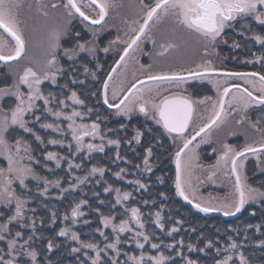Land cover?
Segmentation results:
<instances>
[{"label":"snow or ice","instance_id":"6c2138e0","mask_svg":"<svg viewBox=\"0 0 264 264\" xmlns=\"http://www.w3.org/2000/svg\"><path fill=\"white\" fill-rule=\"evenodd\" d=\"M40 0H37V4ZM115 0H58L57 3L51 5H43L52 9L62 8L65 22L48 30L45 38L44 56L37 67L25 66L22 71L14 76L11 85L0 87V156L7 161V167H0V205L12 212L7 216V219L0 223V242L6 244V251L0 248V264H39L37 257L39 255L35 248L31 247V242L36 235L35 224L25 223V209L30 197L24 198L18 194L17 184L22 193L28 189L26 180L31 177L33 180H43L44 188L38 189L41 195L48 192V188L54 185L60 188V180H48L47 177L40 176L33 164L40 165L41 159L34 155L36 149L33 148V142H38L41 147L48 145H60L63 147L67 144L69 156L76 157L77 153L83 151L84 156H90L94 151H105V136L101 134V127L97 120L89 123H78L77 118L83 119L93 111L88 108L87 112L78 110L76 106H84L85 100L80 98L76 90H69V95L64 96L63 89L68 88V83L59 84L58 77H68L72 84H85V80L78 79L80 75L85 77L91 76L96 79V71L89 68L86 60L80 61L83 68V73L75 66L77 58L82 52L88 53L89 56H95L98 45L95 39L83 41L79 32L72 33L69 25L74 18H79L80 22L89 29L93 37L98 36L104 30L106 18L109 15V9L115 7ZM22 7L20 0H0V30L7 36L0 34V62L5 65L10 62L24 59L27 53L28 41L21 29V21L19 19V8ZM139 13L136 19H124L123 23L127 27L126 35L128 38L122 40L120 36L108 42V46L100 49L103 52H108L110 48L116 44L124 45L119 53V59L115 61L111 71L102 81V88L99 92H92V96L100 95L103 99V104L109 109H115L116 115L129 117L134 113L143 114L147 119L154 121L156 125H160L164 133L168 136L180 138L182 146L175 152L176 178L175 191L176 195L182 197L185 201L192 203V206L200 212L212 213L219 212L224 216H235L245 208V205L264 202V184L260 187L253 186L249 183L246 174L245 162L249 157H255L257 167L264 172V160L261 159L264 155V130L258 127L261 119L258 117L256 122H252L248 117V112L256 107L264 108V74L260 72H223L213 66L211 60H204L202 63H196L194 67L175 68L168 72L153 73L151 66L140 65L143 79L135 78L134 82L128 87H124V79L121 78L119 85L112 86L111 99L109 98V88L113 84L114 76L120 72L123 77L122 69L127 68V61L132 57L136 50L140 47L144 39H152L151 30L154 26H158L164 21H171L174 26V31L181 34V37H195L198 45L204 49V54L209 55V50L215 52L216 46L219 44H228V40L232 39L231 48H240L241 44L236 39L226 36V30H232L234 34H239L245 38L254 39L257 44L264 47V34H260L252 28L255 23L258 26L264 27V0H139ZM142 14V15H141ZM47 17L48 13L44 12ZM239 24V28L237 25ZM99 26V27H93ZM251 33L249 37L247 34ZM10 37V39H8ZM62 38L75 40V43L70 47H65L62 44ZM154 42V40H153ZM180 44L176 42H168L161 44V51L157 55H164L169 50L180 48ZM61 56L67 57L70 61L65 68L61 64ZM254 59L257 62H264V53L256 56L253 53ZM252 63V60L246 61ZM35 63V62H30ZM137 63H139L137 61ZM97 69L99 64L95 66ZM220 74L225 78L237 77L244 81L249 87H242L239 84L227 83V81L211 80L209 74ZM210 79L213 87L216 89L215 98L212 96H204L202 98L193 99L191 95H185L183 92H168L164 85L168 84L171 87H182L186 80H203ZM44 81L50 82V85L60 89L59 92L51 90L45 91L42 89ZM99 82V81H97ZM15 98L14 106L7 109L3 106V100L6 96ZM42 101V106L38 104ZM66 101H71L72 105H68ZM204 105L207 120L201 116V123L197 128H193V134L187 135V130L193 123L194 116L197 115V106ZM72 107L71 112L65 111L66 108ZM210 106V107H209ZM233 115H238L239 119L236 124L247 122L252 129L261 133L258 140L248 141L245 136V142L242 145L222 142L219 154L216 156V163L210 167L214 171L209 173V179L222 172L232 185V191L223 198H210L204 200L202 197L195 196V190L192 189L190 179L185 177L191 176V169L196 167L193 163L194 159H198L195 155V149L200 143H207L211 138V133L214 129H220ZM54 117L57 121L63 117L66 120L67 127H63L60 123L48 122V117ZM43 121V122H42ZM51 130L53 133L60 134L61 138L56 139L51 136L45 140L39 134L36 128ZM127 125L120 124V129H125ZM105 132H111L113 129H105ZM133 139L137 144L142 143V136L146 133L151 135L153 129L144 126L143 129L135 128ZM15 133V139L10 140L9 134ZM71 139L68 140L67 136ZM228 135H234L229 132ZM30 136L33 139H27ZM85 137L99 138L101 143L87 142ZM200 138L197 143V138ZM159 135H152L148 146L144 148L143 154V169L142 171L151 172L153 165L150 163V158L153 156V145L159 140ZM121 141L119 139H108V145H116L119 148ZM130 143V142H129ZM73 146L75 151H72ZM216 152V149H213ZM187 157V159H185ZM43 167L48 168V162L53 161L57 168L61 167L62 161H67L68 169H79L81 163H74L68 156H63L54 151L43 152ZM116 159H122L119 152L116 154ZM28 163H25V161ZM137 168L140 165L136 166ZM51 171V169H49ZM125 169H121L114 173L117 178H123ZM104 167L93 166L88 175L100 173L103 176ZM163 182L162 177H157ZM86 177H78L76 184H69V188H75L77 185L84 183ZM139 189L146 188L147 185L139 179L130 181ZM112 185H108L103 190L109 192ZM68 189L60 188V194L63 195ZM116 205H122L128 201L132 195L131 192L121 191L120 188L115 189ZM94 195H98L95 194ZM164 197V193H160ZM199 201V202H196ZM88 201L80 200L71 207V218L73 223H76L77 217H82L84 213L81 211V206L87 204ZM101 204L105 201L101 200ZM145 204L149 201H144ZM14 206V207H13ZM46 207V206H45ZM163 207V205H161ZM35 211V209H32ZM99 212V209H96ZM126 213H130V218L121 219L119 224H116L112 216L101 214V223L107 227H112L114 239L109 242V237L105 235L102 228H97L95 231L103 237L104 246L100 247V242H85L80 239V235L71 231L69 228H61L58 235L68 237L72 241L77 242L79 247H73L71 252L80 253L84 251V256L88 258L90 264H165V261H172L171 256L160 252V244L151 243V248L158 250L157 255H149L141 251L140 254L133 255L124 253L126 260H119L121 249L118 245L122 243L120 233L132 232L131 241H134L136 247L143 249L145 242H151L149 234L145 232V222L142 221V213L138 207L125 208ZM254 215V212L252 213ZM4 213L0 212V216ZM150 215H152L150 213ZM155 223L161 230L164 229V224L161 221V212L154 213ZM56 212H52V223L56 221ZM63 219H68L67 216ZM29 220L34 218L29 217ZM17 222L21 229L30 228L31 234L27 239H23V231H15L11 234L10 224ZM88 224V221H84ZM135 224L136 229L132 227ZM183 221H177V224H182ZM255 227L257 232L261 231V225H247V228ZM177 231L173 226L167 231V235L171 236ZM195 231V229H193ZM69 232H71L69 237ZM10 237V238H9ZM23 239V243L20 240ZM199 239V237H198ZM247 239V237H245ZM229 243L222 248H216V255L222 256L220 259H215V264H252L249 257L242 251V242L237 243L231 236L228 237ZM130 241L124 240L123 243ZM163 243V242H161ZM258 246L264 247V240H259ZM176 244L183 245L184 241L173 240L172 243L164 245V247L173 249ZM214 242L211 239L206 241L204 248H196L192 243H188L187 247L190 251L205 252L206 248L214 247ZM54 247L52 240H48L47 251L51 252ZM87 249H91L95 255L89 256ZM108 250H111L115 255H108ZM101 253L104 254L102 257ZM176 255H182L176 249ZM7 257V258H5ZM105 257H107L105 259ZM78 259V264H86V261ZM183 264H198V261L190 259L186 255H182ZM48 264H51L48 261Z\"/></svg>","mask_w":264,"mask_h":264},{"label":"trees","instance_id":"16d2710c","mask_svg":"<svg viewBox=\"0 0 264 264\" xmlns=\"http://www.w3.org/2000/svg\"><path fill=\"white\" fill-rule=\"evenodd\" d=\"M252 28L255 29L260 34H264V27L258 26L255 23L252 24ZM249 37L251 33L247 34ZM238 42H240L241 47L236 52L237 60L242 59V57H248L257 50L258 53H264V47L257 44L254 39L245 38L236 35ZM246 67V66H244ZM251 68H259L264 70V66L258 64L254 61ZM80 78V77H78ZM70 78H65L60 81L59 84L63 85L68 83V88L63 89L64 96L69 95L68 89L70 86ZM8 86V83L2 79L0 81V87ZM59 92L60 89L56 86H45V93L47 91ZM78 95L81 99L85 100L87 107L82 106L81 108L93 109V114H91V119H86L85 121L97 120L100 117L98 123H100L102 129H113L109 134V139H119L121 141L119 148L116 145H108L107 138L103 141L105 143V151L98 152L94 151L90 156H84L83 151L77 153L76 157L69 156V149L67 144L63 147L60 145H48L41 147L38 142H33V148L36 149L34 155L41 159V164H33V167L39 173L40 176L47 177L48 180H60V188L68 189L63 195L60 194V188L54 185L49 186L48 192L45 195H41L38 189L44 188L43 180H33L29 177L26 180L28 184V189L24 190L22 193L17 184L14 187L17 188L18 194L22 197L28 199V203L25 209V223H33L36 228V235L31 242V247L35 248L39 255L37 260L39 264H78V259L81 261H86V264H90L88 258L84 256V251L80 253H73L71 249L73 247H79L77 242L72 241L68 237H61L58 232L61 228H69L71 231H75L80 235V239L85 242H100V247L104 246L103 237L100 233L95 231L97 228H102L105 235L109 237V242H111L115 237L112 232V227H105L101 223V214L112 216L116 224H119L121 219L130 218L125 212V208H131L133 206L138 207L142 214V221L145 222V232L150 235L151 242H145L142 238L141 242L145 244L143 249L136 247L134 241H131L133 235L132 232L120 233V238L122 243L118 245L121 249V254L118 257L119 260H126L127 257L124 253H129L133 255H139L141 251L148 253L149 255H157L158 250L151 248V243L160 244V252H163L167 256L173 258L172 261H165V264H183L182 255L188 256L190 259L198 261V264H215V259H220L222 256L216 255V248H222L229 243L228 237L231 236L237 243L242 242V251L251 260L252 264H264V247L258 246L259 240H264V202L253 203L246 205L242 213L231 219H223L220 216H203L202 214L196 213L189 206L184 205L175 195L173 190L174 183V171L173 168L168 164L170 163L169 157V145H167V140L163 137V134L159 129H155L153 125H148V127L153 129L151 135L145 134L141 140L142 144L150 142L152 135H159V140L154 143L153 156L150 158V163L153 165L151 172L142 171L143 165V146L137 144L133 139L135 134V128L143 129L145 124H139L137 121H131L130 123L116 122L117 119L112 118L110 113L101 105L100 95L92 96V92L86 89V87H76ZM5 98L3 100L4 108H9L6 104ZM38 104L42 106L43 102L38 101ZM68 105H72L69 101H66ZM77 107V106H76ZM67 112H71V107L65 109ZM78 121V118H77ZM43 122V121H42ZM48 122L60 123L63 127H67V121L61 117L58 121L49 116ZM109 124V126H105ZM125 124L127 127L125 129H120L119 125ZM39 134L47 140L50 136L52 138L60 139L61 136L57 133H53L51 130L39 129V125H36ZM104 135V132H101ZM27 139L32 140L30 136H26ZM9 139H15V133L9 134ZM70 140V135L67 136ZM93 142L99 144L101 143L99 138H85V143ZM130 142V143H129ZM54 151L63 156H68L72 159L74 163H81L82 167L79 169L73 168L68 169L67 161L61 162V167L57 168L55 162L49 161L48 168L43 167V152ZM72 151H75L73 146ZM119 152L122 159H116V154ZM25 163H28L26 160ZM140 165L139 168L136 166ZM104 167L105 172L103 176L100 173H95L88 175L90 169L93 167ZM51 169V171L49 170ZM125 169L123 173V178H117L114 173ZM78 177H86L84 183L77 185L75 188H69V184H76V179ZM157 177H162L163 182L158 180ZM139 179L142 183L147 185L146 188L139 189L137 191L136 185L129 183L130 181H135ZM112 185L109 192H104V188L108 185ZM254 186L260 187L262 184L254 183ZM120 188L121 191L131 192L132 195L129 197L128 201L123 202L122 205H116L115 208L112 207L115 204V189ZM98 194V195H94ZM160 193H164L165 196H160ZM135 198H139L140 201H135ZM80 200L88 201L87 204L81 206V211L84 213L82 217L76 218V224L70 227L73 223L71 218V207ZM104 200L105 203L101 204L100 201ZM144 201H149L145 204ZM163 205V207H161ZM46 206V207H45ZM14 207V206H13ZM99 209V212L96 209ZM35 209V211H32ZM153 210L161 212V221L164 224V229L161 230L156 226L155 216ZM56 212V221L52 223V212ZM0 212L4 215L0 216V223L7 219L8 215L12 212L6 209L4 206H0ZM254 212V215L252 214ZM150 213L152 215H150ZM67 216L68 219H63ZM151 216V217H150ZM29 217L34 218L29 220ZM183 221L182 224H177V221ZM84 221H88L85 224ZM261 225V231L257 232L255 227L247 228V225ZM175 226L177 231L171 236L167 235V231ZM132 227L135 230L136 226L132 223ZM195 229V231H193ZM11 234L14 235L15 231H23V236L30 235L31 229L24 228L21 229L19 223L12 222L10 224ZM71 232H69L70 237ZM199 237V239H198ZM247 237V239H245ZM10 238V237H9ZM51 239L54 247L51 252L47 251L48 240ZM184 241L183 245L176 244L173 249L164 247L169 243L175 241ZM208 239L213 240L214 247L206 248L204 253L199 251H190L187 247L188 243H192L196 248H204L206 241ZM124 240L130 241L129 243H123ZM163 242V243H161ZM0 248H4L6 251V244L0 242ZM176 249H178L182 255H176ZM89 256H94L95 253L91 249H87ZM102 257L104 256L101 253ZM108 255H115L111 250H108ZM7 258V257H5ZM107 257H105L106 259ZM151 264V262H149Z\"/></svg>","mask_w":264,"mask_h":264},{"label":"flooded vegetation","instance_id":"af4514ba","mask_svg":"<svg viewBox=\"0 0 264 264\" xmlns=\"http://www.w3.org/2000/svg\"><path fill=\"white\" fill-rule=\"evenodd\" d=\"M58 0H40V3L37 4V0H20L22 7L19 8V19L21 21L20 27L25 30V35L27 38V27L34 26L35 28V51H37L40 56V62L44 56L45 49V38L47 32L50 28L55 27L57 25H61L65 22V17L63 15V9L57 8L52 9L50 7H43V5H51L52 3H57ZM139 0H115V7L109 9V15L106 18V23L104 24V30L96 37L92 36V33L89 31L87 27L84 26L83 23L80 22L79 18H74L69 27L74 34L75 32H79L81 35L82 42L90 41L95 39L98 48L96 50L95 56H89L88 53L82 52L79 54L77 58V64L75 65L81 73H83V68L81 66L80 61L86 60L88 62L89 68H92L96 71V79L94 80L90 75L85 77L84 75H80L78 79L85 80L84 85L72 84L70 81L69 88L71 90H76V87H86L87 90L92 91L95 89L98 92L102 88V81L107 76V73L111 71L112 66L115 64V61L119 59V53L122 51L124 45L116 44L110 48L108 52H103L100 49L107 47L108 42L110 40L115 39L117 36H120L122 40H126L128 36L127 27L123 23L124 19H136L139 13L138 8ZM44 12L48 13V16H44ZM142 15V14H141ZM29 25V26H28ZM99 27V26H93ZM239 28V24L237 25ZM37 31V32H36ZM0 34L7 36L0 30ZM237 34H234L232 30H226V36H230L234 39H237ZM152 39H144L140 45V47L136 50L132 57H129L127 61V68L122 69L124 72L123 77H121L120 72H118L114 76L113 84L110 85L112 90L113 85H119L121 78L124 79V87L130 86L132 82H134L135 78L143 79L144 74L140 68V65L151 66V71L153 73L157 72H168L175 68H189L194 67L196 63H202L204 60H211L214 67L220 70V73L223 72H260L264 74V70L259 68H251L254 61L253 53L256 56L261 55L262 53H258L257 50L252 52V54L248 57H242V59L237 60L236 52L239 48H231L230 45L232 43V39L228 40V44H219L216 46L215 52L209 50V55L204 54V49L202 46L198 45L195 37H181V34L174 31V26L171 21H164L158 26H154L151 30ZM9 39V38H8ZM154 40V42H153ZM168 42H176L180 44V48L176 50H169L164 55H157L158 52L161 51L160 45L166 44ZM75 43V40H70L67 38H62V44L65 47H70ZM34 51V47L32 51ZM28 47L27 53L24 59L19 62L2 65L0 63V81L4 78V80L11 85L14 79V76L22 71L25 66H32L26 62V58H28ZM252 60V63H247L246 61ZM137 61L139 63H137ZM71 63L67 60V57L61 56V64L67 68V65ZM99 64L100 67L97 69L95 66ZM264 66V62H258ZM246 66V67H244ZM33 67V66H32ZM37 67V66H35ZM211 80L216 81H227V83H235L239 84L242 87H249L246 85L243 80L237 77H228L225 78L223 75L218 74H209ZM66 78L58 77V81H63ZM68 78V77H67ZM210 79L203 80H186L182 87H171L168 84L164 85V88L168 92H183L185 95H191L193 99L202 98L204 96H212L215 98L216 89L213 87V84L210 82ZM99 81V82H97ZM46 85H50V82L44 81L42 84V89H45ZM52 86V85H50ZM68 89V91L70 90ZM112 92L109 91V98H111ZM10 98L8 96L5 97V101L9 102ZM71 104L72 102L69 101ZM100 102L102 103V96H100ZM102 105V104H101ZM210 107V106H209ZM106 109V108H105ZM140 114V113H139ZM138 116L140 124H148L153 125L155 129L157 125L153 124L154 121L151 119H147L143 114ZM207 113L205 112L204 105L197 106V115L193 118V123L187 130L188 136L193 134V127L196 125L198 129L199 124L201 123L200 117L203 116L204 120H207ZM248 117L252 122H256L258 117H264V108L256 107L254 109L249 110ZM133 119V118H130ZM239 119L238 115H233L226 124H224L220 129H214L211 133V138L207 143H200L198 147L195 149V155L198 159H194L193 163L198 165L197 167H193L192 170H196L200 177H204L207 182V188L204 187L197 188L200 194H206L209 198H223L226 197L232 191V185L229 183L228 179L223 175L222 172H217V174L213 177V179H209V173L214 171L210 166L216 163V156L220 152L221 143L227 142L236 145H242L245 142V136L248 137V141L258 140L261 137L260 132H254L253 129L249 126L247 122L242 124H236V120ZM131 121H136L133 119ZM123 123V121H120ZM258 127L264 130V118L261 119ZM192 130V131H191ZM229 132L234 133V135H228ZM253 132V133H252ZM163 137L167 140V145H169V157L170 164H172V157L175 155V152L182 146H174L172 137L168 136L166 133L162 131ZM135 135V134H134ZM175 134H173V137ZM134 137V136H133ZM143 137V136H142ZM89 138V137H85ZM200 138H197V143ZM148 143L140 144L143 146V150L148 146ZM154 147V145H153ZM176 148V149H175ZM213 149H216V152H213ZM187 159V157H185ZM264 160V155L261 157ZM174 161V160H173ZM246 164V174L249 179V183L253 186V182L256 183H264V172L257 167V160L255 157H249V159L245 162ZM143 165V161H142ZM0 167H6L5 164H0ZM175 170V167H173ZM198 175V176H199ZM220 182L218 183L219 188L213 186L214 181ZM257 187V185H255ZM215 189L219 191H215ZM219 194V195H218ZM222 195L223 197H221ZM136 202L140 201L139 198L134 199ZM156 211L153 210L154 214ZM145 215L144 213H142ZM130 216V213L127 214ZM151 217V216H150Z\"/></svg>","mask_w":264,"mask_h":264},{"label":"rangeland","instance_id":"374dc122","mask_svg":"<svg viewBox=\"0 0 264 264\" xmlns=\"http://www.w3.org/2000/svg\"><path fill=\"white\" fill-rule=\"evenodd\" d=\"M35 25L34 26H31V28H30V33H32V36L34 37L33 38V44H34V51L33 52H28L29 53V56H28V58H26L25 60H26V62H28V64H30V65H32L33 67H35V66H37L38 65V63L40 62V59H41V56H40V54L37 52V51H35V43H36V39H35V37H36V35H35V31L34 32H32L33 30H35ZM37 30H38V28H36ZM37 32V31H36ZM32 51V50H31ZM30 62H35V63H30ZM9 98H10V100H9V102H7L6 104L7 105H9V107H11V106H14V104H15V98L14 97H12V96H8ZM71 107V106H70ZM78 107V110H80V111H82V112H87V109L86 108H81L82 106H77ZM90 108H92V107H90ZM7 109V108H6ZM71 110H72V107H71ZM107 110V112H109L110 113V116L112 117V118H115V119H117V121L116 122H119V121H123L124 123H130L131 122V120H133V119H136V121L137 122H139L140 121V118L138 117V116H141L138 112L137 113H134V114H132V115H130L129 117H124V116H122V115H116V110L115 109H106ZM91 114H93V112H91V113H88V115H86V116H84L83 117V119H81V118H78V123H91V121H85L87 118L88 119H91ZM130 118H133V119H130ZM96 120V119H95ZM94 121V120H93ZM140 124V123H139ZM153 124H155L154 122H153ZM226 124V123H225ZM156 125V124H155ZM105 126H109V124H106ZM196 126H197V122H196V125L193 127V128H196ZM157 128L159 129V131H163L164 132V130H163V128L160 126V125H157ZM106 129V128H105ZM105 129H102L101 130V132H104V136H105V138H107V140L109 139L108 137H109V134H110V132H105L104 130ZM193 130V129H192ZM191 130V131H192ZM253 131L254 132H256V130L255 129H253ZM253 133V132H252ZM57 135H60V134H58L57 133ZM187 135H188V133H187ZM172 139H173V137H172ZM173 141V143L175 144L174 146H181V144L180 143H182V140L180 139V138H175V139H173L172 140ZM101 142V141H100ZM97 143V142H96ZM107 143V142H106ZM176 149V148H175ZM174 160V156L172 157V164H168L170 167H175L174 165H173V161ZM0 164H5V166L7 167V161L4 159V157H2V156H0ZM197 168H198V165L196 166ZM173 171H174V178H173V180H175V172H176V170H174L173 169ZM199 174H198V172H196V170H192L191 169V176L189 177V176H187V174H186V176H187V178L188 179H190V181H191V185H192V189L193 190H195V192L198 194L197 195V197H202V198H204V200H208V195H206V194H200L199 193V191L197 190V188H199L200 189V187H204V189H206L208 186H207V182H205L206 181V179H204V177H200V175L198 176ZM218 180L216 181H214V183H213V186L214 187H216L217 189L219 188V185H218V183H220V182H218ZM217 189H215V191H219V190H217ZM219 195V194H218ZM221 197H223L222 195H220ZM208 197V198H207ZM0 206H3V205H0ZM193 210V209H192ZM204 217L205 216H207V215H203ZM76 223H72V224H70V227H72V226H74ZM29 235V234H28ZM28 235H25V236H23V239H27V237H28ZM23 239H21L20 240V243H23ZM29 264H31V262L29 261Z\"/></svg>","mask_w":264,"mask_h":264},{"label":"water","instance_id":"95a60500","mask_svg":"<svg viewBox=\"0 0 264 264\" xmlns=\"http://www.w3.org/2000/svg\"><path fill=\"white\" fill-rule=\"evenodd\" d=\"M29 26V25H28ZM30 26L29 27H27V41H28V44H27V47H28V52L30 53L31 52V50H32V48L34 47V44H33V36H32V33H30ZM22 29V28H21ZM23 30V29H22ZM25 30L26 29H24L23 31H24V34H25ZM3 31V30H2ZM33 32V31H32ZM7 35V34H6ZM26 36V35H25ZM9 39H10V37H9ZM22 60V59H21ZM21 60H19V61H21ZM19 61H15V62H10V64H12V63H16V62H19ZM2 65H5L4 63H2V62H0ZM109 91L110 92H112V90H111V88H109ZM111 99V98H110ZM102 106L104 107V108H106V109H109L106 105H104L103 104V99H102ZM112 110V109H111ZM173 165L175 166V170H176V164H175V155H174V162H173ZM185 177L187 178V176H186V174H185ZM175 178H176V172H175ZM188 179V178H187ZM173 190H174V192H175V195H176V191H175V180H174V183H173ZM197 193L195 192V196L197 197ZM176 197L184 204V205H186V206H189L190 208H192L196 213H199V214H202V215H207V216H210V215H212V216H220L221 218H223V219H231V218H235V217H237V216H239L241 213H242V211H243V209L241 210V212H239V213H237L235 216H224L222 213H219V212H212V213H204V212H200L198 209H196V208H194L193 206H192V203H189L188 201H185L182 197H180V196H178V195H176ZM208 198V197H207ZM210 198H208V200H209ZM196 202H199V201H196ZM246 206V205H245Z\"/></svg>","mask_w":264,"mask_h":264}]
</instances>
